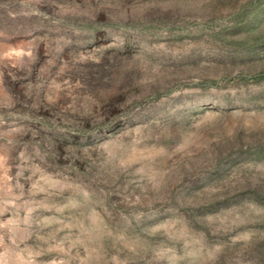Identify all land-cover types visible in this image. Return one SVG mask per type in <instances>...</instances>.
<instances>
[{
  "label": "rangeland",
  "instance_id": "1",
  "mask_svg": "<svg viewBox=\"0 0 264 264\" xmlns=\"http://www.w3.org/2000/svg\"><path fill=\"white\" fill-rule=\"evenodd\" d=\"M213 3L0 0V264L264 260V200L189 217L205 156L264 130L261 60L211 38Z\"/></svg>",
  "mask_w": 264,
  "mask_h": 264
},
{
  "label": "trees",
  "instance_id": "2",
  "mask_svg": "<svg viewBox=\"0 0 264 264\" xmlns=\"http://www.w3.org/2000/svg\"><path fill=\"white\" fill-rule=\"evenodd\" d=\"M139 1L141 0H119V3L127 5ZM152 1L158 3L162 0ZM213 1L214 8L227 3L234 4L232 10L235 12L231 13L226 24L214 28L211 38L220 46L234 52L253 54L257 52L255 56L261 60L263 69L245 76L244 80L264 81V0H246L237 7H235L237 0ZM94 4L98 6L100 3ZM91 28L94 29L91 30V34H95L97 29ZM93 37L90 38L93 39ZM216 83L219 82H213L212 85ZM102 124L105 125V123ZM258 163H264V130L247 135L240 133L234 138L218 143L213 154L205 156L201 164L202 171L187 189L186 197L188 195L192 202L189 217L205 227L207 216L214 214L222 204L231 202V199H235V202L243 201L248 194H251L259 200H264V183L252 181L247 175L248 167ZM255 251L258 256H264L261 247H257ZM259 264H264V260Z\"/></svg>",
  "mask_w": 264,
  "mask_h": 264
}]
</instances>
